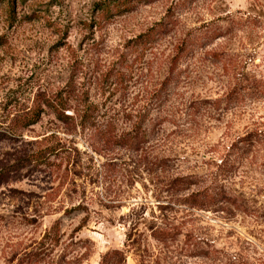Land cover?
Segmentation results:
<instances>
[{"label": "rangeland", "instance_id": "rangeland-1", "mask_svg": "<svg viewBox=\"0 0 264 264\" xmlns=\"http://www.w3.org/2000/svg\"><path fill=\"white\" fill-rule=\"evenodd\" d=\"M57 95L150 137L72 130ZM208 185L221 209L186 204ZM0 264H264V0H0Z\"/></svg>", "mask_w": 264, "mask_h": 264}, {"label": "trees", "instance_id": "trees-1", "mask_svg": "<svg viewBox=\"0 0 264 264\" xmlns=\"http://www.w3.org/2000/svg\"><path fill=\"white\" fill-rule=\"evenodd\" d=\"M190 50V44L186 40H183L180 46L177 48V54L179 56H183V54L187 53ZM181 57L178 61L181 60ZM177 60V55H176ZM174 72H176V68L174 69ZM173 72V73H174ZM173 75V74H172ZM174 87L176 86L175 82L173 81V78L171 80L164 84V92L167 91L168 87ZM47 103L50 107H52L57 115V118L59 120H62L63 122L67 123L71 126L72 130H77L80 128L82 131L85 130H95V133L100 135V138H106L108 143H112V146H122L126 148H133L136 147V149L141 148L142 142H146V138L150 137L149 132L145 128H143V122L137 123L138 125L136 128V135L134 137H131V133L122 134L118 136L115 133V130L112 128L110 129L109 126L106 128H103V126L98 122L97 120V114L96 110L93 105H85L82 107L74 108L73 114L66 113L67 110H70L71 106L69 105V100L64 99L61 95H57L52 99L47 100ZM41 114V108H31L28 111H25L23 113L17 114L14 119L12 126H14L15 130L27 128L30 125H33L38 122ZM142 131V132H141ZM95 134V135H96ZM145 138V140H144ZM236 144H233V148L236 147ZM59 144L56 145H50L46 148H40L34 152H32L30 155H28L23 162H26L24 164H19L18 166L22 167L26 164L31 165H42V164H48L50 159L58 154ZM231 149V148H230ZM229 160H230V152H227L224 154V156H221L220 163L217 164V169L214 174L213 181L218 180L220 177L221 180L224 179L226 176L224 174L225 171L230 168L229 166ZM109 165H113L111 163H108ZM213 173V172H212ZM224 174V175H223ZM180 183H183L184 186L188 185V177H181L179 179ZM227 198L224 196V191L217 192L216 187L212 185H208L204 187L202 190L195 192L194 194H189L186 197V204H188L190 207L200 208V209H208L211 206L214 205H220L219 209H221L222 203Z\"/></svg>", "mask_w": 264, "mask_h": 264}]
</instances>
